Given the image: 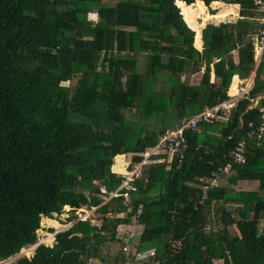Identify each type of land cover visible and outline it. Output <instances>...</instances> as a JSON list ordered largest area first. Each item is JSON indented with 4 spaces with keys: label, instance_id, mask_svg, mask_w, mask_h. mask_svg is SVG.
Wrapping results in <instances>:
<instances>
[{
    "label": "trees",
    "instance_id": "16d2710c",
    "mask_svg": "<svg viewBox=\"0 0 264 264\" xmlns=\"http://www.w3.org/2000/svg\"><path fill=\"white\" fill-rule=\"evenodd\" d=\"M215 1L0 0V261L69 205L72 225L10 264H264V138L252 134L264 22L254 0H220L240 5L237 20L192 28L185 8ZM253 72L228 117L187 128L183 154H153L135 189L110 195L123 183L117 154L141 161L162 132ZM241 140L246 159L218 169ZM84 206L101 223L77 217Z\"/></svg>",
    "mask_w": 264,
    "mask_h": 264
},
{
    "label": "built area",
    "instance_id": "2783aa9c",
    "mask_svg": "<svg viewBox=\"0 0 264 264\" xmlns=\"http://www.w3.org/2000/svg\"><path fill=\"white\" fill-rule=\"evenodd\" d=\"M254 4L256 8L262 12L261 22H264V0H254ZM255 50H256V59L259 62L261 54L264 50V29L260 35L254 36ZM229 92V91H228ZM229 97L224 99L214 105L212 107H206L203 111L198 113L196 116L184 121L182 124H178L173 128H168L164 132H162L159 137L157 143L146 149L142 155V159L139 162L131 164L129 166L131 169L128 173L120 174L123 177V183L121 186L115 191L112 192L111 196L120 195V189H135L134 182L137 177L142 175L144 165L150 163L152 161V155L156 153H167L168 155L179 152V154H183V149L187 146V139L185 137V130L187 128H191L194 130H200V122L213 123L217 118L220 117H228L231 113V110L238 104L240 98H242L245 93L242 90H239L235 93H228ZM263 97L262 94L258 95L254 98L253 105L258 106V111L262 113V121L258 125L257 130H253L252 134H255L257 138L262 140L264 138V104H259V100ZM246 151L247 144L245 140L239 141L234 147L231 149V158L232 160L226 162L223 166H219L218 169L229 172L232 168L233 162H242L246 159ZM163 159H159L162 161ZM130 165V164H129ZM219 184V179L216 177L209 184L203 185V190H207L210 187H216ZM124 196L126 199L129 198V193L125 192ZM81 219H87L88 217L79 216ZM63 230V228L58 231ZM57 231V232H58ZM41 242H37L33 245V250L37 245ZM141 254V253H140ZM142 255V254H141ZM126 264H129L128 262Z\"/></svg>",
    "mask_w": 264,
    "mask_h": 264
},
{
    "label": "rangeland",
    "instance_id": "374dc122",
    "mask_svg": "<svg viewBox=\"0 0 264 264\" xmlns=\"http://www.w3.org/2000/svg\"><path fill=\"white\" fill-rule=\"evenodd\" d=\"M219 8H220L219 5L212 4L211 3V5H209L207 7L206 13L207 12H210L211 13V10L212 9H214L215 12H216V11H218ZM232 12L233 13H230V14L226 15L225 17L221 18V19L220 18L219 19L212 18L210 20L205 21V20H202V17H203L202 16V17H198L197 21H199V22H201L203 24V26H202V29H203L204 25H206L208 22H218V21L235 20V17L237 15L236 16L233 15L234 14V11H232ZM92 16L94 17L95 15L92 14ZM101 79H103V75L101 76ZM197 79H199V76H196L195 80H197ZM64 83L67 84L68 82L66 81ZM229 90H230V88H229ZM229 93H232V92L230 91ZM124 155H125L124 156L125 164L123 166L124 171L123 172H120V173H119V171H114L113 170V166H112V170L114 172H117L119 174H123V173H128L129 170L131 169L129 166H132L131 164H132L133 154L129 153V154H124ZM170 156H172V154L171 155L169 154V157ZM114 163H115V161H114ZM243 185L246 186V187H255L257 185V181H254V180H246V181L243 182ZM108 199H110V197H106L105 198V200H108ZM96 208L97 207H90V208L88 207L87 208L86 206H84V207L78 208L75 211V214L77 215V217H79V216H82V217H90L93 222L101 223V219H100L101 213H99V211ZM71 209L72 208L69 205H67V206L64 207V211L61 214H54V218H51V219H54L55 221H57L58 224H54L53 222H51L50 220H48L47 218H49V217H42L41 227L38 230V237L39 238H38V241L37 242L45 243V244H48V245L53 244L55 233L59 229H61V228H63V230L67 229L74 222L75 219H73V220H70L69 219V217L71 216V213H72L71 212ZM46 221H48L49 223L46 222ZM60 223H61V225H60ZM123 228L125 230H128V229L133 230L132 229L133 226H126V227L123 226ZM49 234L52 236V240L50 242H47V241H45V239L47 240L49 238ZM117 249H118V246L115 247V249L112 252L114 253L115 251H117ZM33 254H34L33 247L32 246H28V247L22 248L19 253L15 254V255H13V256L5 259V260H1L0 261V264H10L11 262L15 261L20 256H24L25 255V256L31 257ZM223 261H224L223 259H221V260L220 259H215V263H217V264H221ZM112 264H115V262L112 261Z\"/></svg>",
    "mask_w": 264,
    "mask_h": 264
},
{
    "label": "bare ground",
    "instance_id": "6f19581e",
    "mask_svg": "<svg viewBox=\"0 0 264 264\" xmlns=\"http://www.w3.org/2000/svg\"><path fill=\"white\" fill-rule=\"evenodd\" d=\"M212 4H217L220 7L218 9V11H216L213 14L206 13L204 8L199 4H197L196 7L185 8V19L192 28L198 29V28L203 26V24L201 22L197 21L198 17L203 16L202 20L207 21V20H210L212 18H215V19L220 18L221 19V18L225 17L226 15L233 13L232 12L233 6L230 4H225V2H222V1H215V2H212ZM238 82H239V79L237 78L234 81V83L231 84L230 91L232 93H235L237 91ZM124 156H125L124 154H117L114 157V161H115V163L113 165L114 171H119V173L124 171V168H123V166L125 164ZM47 219L50 220L51 222H53L54 224H58L57 221H55L54 219H51V218H47ZM46 222H48V221H46ZM60 225H61V223H60ZM51 240H52V236L49 234V238L47 240L45 239V241L50 242Z\"/></svg>",
    "mask_w": 264,
    "mask_h": 264
},
{
    "label": "crops",
    "instance_id": "0c3cea01",
    "mask_svg": "<svg viewBox=\"0 0 264 264\" xmlns=\"http://www.w3.org/2000/svg\"><path fill=\"white\" fill-rule=\"evenodd\" d=\"M220 1V0H219ZM223 2V1H222ZM199 5H201L200 3H198ZM225 4H230V5H232L233 6V11H234V14L233 15H237L236 17H235V20H237L236 18L238 17V12H239V7H240V5L237 3H226L225 2ZM205 10V9H204ZM237 10V11H236ZM206 12V11H205ZM208 13V12H207ZM236 13V14H235ZM210 14V13H209ZM213 14V13H212ZM220 21H218V22H215V23H219ZM203 44V43H202ZM201 44V45H202ZM254 77H255V73L253 72L252 74H251V76L250 77H248V78H246V79H241L240 77H239V75L238 74H235L234 76H233V78H232V82L234 83V81L238 78L239 79V82H238V84H237V91L236 92H238L239 90H242L244 93H247L251 88H252V86L254 85ZM232 82H231V84H232ZM231 84H230V86H231ZM230 88V87H229ZM229 92H230V90H229ZM228 92V93H229ZM114 165V164H113ZM133 231L134 232H137L138 230H139V228H138V226L136 227V226H133ZM134 232L132 233V234H134ZM137 235V234H136Z\"/></svg>",
    "mask_w": 264,
    "mask_h": 264
}]
</instances>
